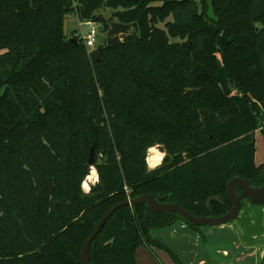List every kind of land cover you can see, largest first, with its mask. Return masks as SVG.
Returning a JSON list of instances; mask_svg holds the SVG:
<instances>
[{
	"label": "trees",
	"instance_id": "16d2710c",
	"mask_svg": "<svg viewBox=\"0 0 264 264\" xmlns=\"http://www.w3.org/2000/svg\"><path fill=\"white\" fill-rule=\"evenodd\" d=\"M70 13L131 31L88 52L64 32ZM263 113L264 0H0V264H82L102 214L142 194L223 215L229 179L264 184L254 161ZM157 145L164 156L150 169ZM91 148L100 188L86 192ZM176 220L202 227L146 202L120 207L89 264H136L140 245L167 250L150 230Z\"/></svg>",
	"mask_w": 264,
	"mask_h": 264
},
{
	"label": "crops",
	"instance_id": "0c3cea01",
	"mask_svg": "<svg viewBox=\"0 0 264 264\" xmlns=\"http://www.w3.org/2000/svg\"><path fill=\"white\" fill-rule=\"evenodd\" d=\"M150 236L167 250L140 245L136 264H264V202L244 199L237 217L221 225L194 229L176 220Z\"/></svg>",
	"mask_w": 264,
	"mask_h": 264
},
{
	"label": "water",
	"instance_id": "95a60500",
	"mask_svg": "<svg viewBox=\"0 0 264 264\" xmlns=\"http://www.w3.org/2000/svg\"><path fill=\"white\" fill-rule=\"evenodd\" d=\"M103 29H106L109 35H111L114 39H117L119 35L126 33L129 29H131L130 23H121V22H111V23H104L102 25ZM98 37V35H97ZM78 38L70 39L69 42L77 44ZM158 148L162 147L160 145H157ZM163 151V150H161ZM94 163V155H93V148L89 151L88 156V164L93 167ZM235 187H240L244 190L247 197L254 203H262L264 202V184L260 186H252L250 180L235 176L229 179L226 183V192L231 200V207L229 210L224 213L221 216H195L191 214L188 210H186L183 206L177 204V203H170V202H161L159 198L155 194H142L134 198H127L119 203L114 204L109 209H107L98 222L95 225L94 230L89 234V236L86 238V240L83 242L82 247L80 249V259L82 264H89V258H88V251L89 246L94 239V237L99 233L107 219L120 207L124 205H137L141 204L143 202H146L149 206L150 210L154 212L159 213H168V212H175L179 214L182 218L187 220L193 225L197 226H217L221 225L230 221H233L239 211H240V199L236 195L234 189ZM100 188V184L97 182L93 189L98 190ZM214 199L217 201H220L218 197H209L206 200V205L208 206L210 201Z\"/></svg>",
	"mask_w": 264,
	"mask_h": 264
},
{
	"label": "rangeland",
	"instance_id": "374dc122",
	"mask_svg": "<svg viewBox=\"0 0 264 264\" xmlns=\"http://www.w3.org/2000/svg\"><path fill=\"white\" fill-rule=\"evenodd\" d=\"M99 12H101L106 18H108L110 16V10H100ZM97 27H98V30H97L98 37L95 38L92 48H94L97 44L105 41L108 37L109 38L111 37V35H109L107 31H104V29H100L99 25ZM88 30H89V26H87L82 21H80L75 16L74 13H70V14H68L66 16V18L64 20V32L66 33V36L68 38H71L72 35L75 37L74 34H76V32H80V31H82L83 34L86 35L88 33ZM130 31H131V29H129L124 34H127ZM124 34L119 35V37L124 35ZM261 125H262V128L260 130H258L256 132V134H255L254 161H255L256 164L264 163V113H263V118H262ZM154 147L156 149L160 150V152L163 153V155H162V157H163L164 156V152L161 151V150H163V148L162 149L158 148V146H154ZM146 159H147V157H146ZM148 167L150 169H152L150 166H148ZM96 183H97V181L89 182L88 188H86V189L83 188L84 191L89 190V186L95 185Z\"/></svg>",
	"mask_w": 264,
	"mask_h": 264
},
{
	"label": "bare ground",
	"instance_id": "6f19581e",
	"mask_svg": "<svg viewBox=\"0 0 264 264\" xmlns=\"http://www.w3.org/2000/svg\"><path fill=\"white\" fill-rule=\"evenodd\" d=\"M163 153L155 147H151L147 152V161L149 162L150 167H155L159 165L162 160ZM97 181V173L94 167L89 172V175L86 176L85 180L82 183L83 188H88L89 182Z\"/></svg>",
	"mask_w": 264,
	"mask_h": 264
},
{
	"label": "built area",
	"instance_id": "2783aa9c",
	"mask_svg": "<svg viewBox=\"0 0 264 264\" xmlns=\"http://www.w3.org/2000/svg\"><path fill=\"white\" fill-rule=\"evenodd\" d=\"M84 24H86L87 26H89V30L88 33L86 35L83 34L82 31L80 32H76L75 37L78 39H81L83 45L85 46V48L87 49V51L89 52L92 47H93V43L95 38L97 37L98 33V23L93 22V21H84Z\"/></svg>",
	"mask_w": 264,
	"mask_h": 264
}]
</instances>
